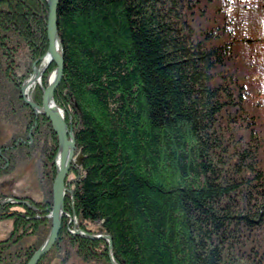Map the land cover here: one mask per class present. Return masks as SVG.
I'll use <instances>...</instances> for the list:
<instances>
[{
    "label": "trees",
    "instance_id": "trees-1",
    "mask_svg": "<svg viewBox=\"0 0 264 264\" xmlns=\"http://www.w3.org/2000/svg\"><path fill=\"white\" fill-rule=\"evenodd\" d=\"M47 13L0 0V202L34 208L0 205V264H26L51 228L58 139L20 92ZM57 25L54 103L83 160L38 264H110L72 229H101L116 264H264V0H59Z\"/></svg>",
    "mask_w": 264,
    "mask_h": 264
},
{
    "label": "water",
    "instance_id": "water-1",
    "mask_svg": "<svg viewBox=\"0 0 264 264\" xmlns=\"http://www.w3.org/2000/svg\"><path fill=\"white\" fill-rule=\"evenodd\" d=\"M44 1L48 9L46 28L48 47L45 54V57L48 58V64L46 67L38 71L36 64L40 60L33 63L32 75L29 79L23 82L20 92L24 104L33 111L36 117L42 116L50 121L52 129L58 139V149L54 161L56 176L52 185V209L50 216L47 217L51 220V229L44 243L38 248V250H36L27 264H38V262L54 247L61 230L64 215V199L67 192L64 184L67 174L70 171L71 166L80 167L83 160L81 152H78L76 155L74 154L76 147L73 134L69 131L65 123L63 111L54 103V92L61 83L64 67L62 45L57 33V7L59 0ZM51 64L55 65L53 80L45 89H42L41 106H37L32 99L27 97L26 89L33 82L35 83ZM2 204L29 207L26 202L14 199L3 200L0 202V205ZM70 234L89 241H107L109 262L110 264H116L112 256L111 239L108 236H93L77 229H73Z\"/></svg>",
    "mask_w": 264,
    "mask_h": 264
},
{
    "label": "rangeland",
    "instance_id": "rangeland-1",
    "mask_svg": "<svg viewBox=\"0 0 264 264\" xmlns=\"http://www.w3.org/2000/svg\"><path fill=\"white\" fill-rule=\"evenodd\" d=\"M46 26H47V23H46ZM46 35H47V31H46ZM45 55V54H44ZM43 55V56H44ZM43 56L40 58V59H42L43 58ZM38 61V60H37ZM33 65V64H32ZM32 65H31V69H32ZM37 65H38V63L36 64V68H37ZM43 65H44V63L41 61V63H40V66H41V68H43ZM52 65V64H51ZM50 65V66H51ZM49 66V67H50ZM49 67H48V69H49ZM40 68V69H41ZM38 69V68H37ZM40 69H38V70H40ZM47 69V70H48ZM47 70L45 71V73L47 72ZM55 70V69H54ZM53 70V71H54ZM53 71H51L50 73H49V75L53 72ZM44 73V74H45ZM32 75V74H31ZM49 75H48V77H49ZM44 76V75H43ZM48 79V78H47ZM43 80V79H42ZM46 83H47V81H46ZM41 84H42V81H41ZM39 86V85H38ZM34 89V88H33ZM31 94H32V92H29V96H30V98L32 99V97H31ZM68 127V126H67ZM69 129V128H68ZM56 154H57V152H56ZM55 164V163H54ZM16 175H20V172H18V174H16ZM55 176H56V171H55ZM68 176V175H67ZM16 179L18 180V188L17 189H15L16 190V192L18 191V190H22V185L21 184H19V178L18 177H16ZM7 200H9V199H7ZM15 200V199H14ZM22 202H24V201H22ZM29 206V205H28ZM31 209H34L33 207H31V206H29ZM51 209H52V207H51ZM51 209H50V211H49V213L47 214V216H46V219H48L47 217L48 216H50V212H51ZM74 218V217H73ZM75 219V218H74ZM48 220H50V219H48ZM62 225V224H61ZM10 229H11V224L9 223V222H7V223H5V222H0V240H2V239H4L8 234H9V232H10ZM51 229V228H50ZM73 231V229L70 231V233ZM85 233H89V232H85ZM95 233H97V232H95V231H93V234H91V233H89L90 235H93V236H96V235H94ZM48 236V235H47ZM47 236H46V238H47ZM45 238V239H46ZM45 241V240H44ZM44 243V242H43ZM42 243V244H43ZM36 252V251H35ZM34 252V253H35ZM33 256V255H32ZM31 259V258H30ZM28 263V262H27ZM26 263V264H27ZM71 263L72 264H88V263H82L80 260H77V259H73L72 261H71ZM90 264H92V263H90Z\"/></svg>",
    "mask_w": 264,
    "mask_h": 264
},
{
    "label": "bare ground",
    "instance_id": "bare-ground-1",
    "mask_svg": "<svg viewBox=\"0 0 264 264\" xmlns=\"http://www.w3.org/2000/svg\"><path fill=\"white\" fill-rule=\"evenodd\" d=\"M46 28H47V26H46ZM47 31V30H46ZM46 54V53H45ZM40 61L39 62H43L44 63V65H43V68L44 67H46L47 66V62H48V58L47 57H45V55L43 56V58L42 59H39ZM64 61V60H63ZM38 62V63H39ZM35 63V62H34ZM63 65H64V62H63ZM49 67V66H48ZM48 67H47V69H48ZM43 68H41V69H43ZM64 68V67H63ZM40 69V70H41ZM46 69V70H47ZM38 70V69H37ZM40 70H38V71H40ZM45 70V71H46ZM55 71V70H54ZM54 71L49 75V77H48V79H47V86H48V84L53 80V76H54ZM45 73V72H44ZM44 75V74H43ZM43 75H41L40 76V78L37 80V81H35V83L33 82L29 87H27V89H26V94H27V97H29L30 98V96H29V92H32L34 89V87L35 86H38L39 85V87L41 88V90L42 89H45V88H43V86H42V84H41V81H42V77H43ZM31 77V76H30ZM29 77V78H30ZM62 77H63V74H62ZM28 78V79H29ZM22 85H23V83H22ZM22 85H21V87H22ZM46 86V87H47ZM31 99V98H30ZM64 119H65V117H64ZM66 123V122H65ZM67 125V124H66ZM72 133V132H71ZM74 137V136H73ZM75 140V139H74ZM76 147V146H75ZM57 149H58V147H57ZM54 161H55V159H54ZM72 167V166H71ZM74 167V166H73ZM71 169V168H70ZM69 173V172H68ZM68 175V174H67ZM110 238V237H109ZM111 239V238H110ZM107 242V241H106ZM108 243V242H107ZM111 244H112V242H111Z\"/></svg>",
    "mask_w": 264,
    "mask_h": 264
},
{
    "label": "flooded vegetation",
    "instance_id": "flooded-vegetation-1",
    "mask_svg": "<svg viewBox=\"0 0 264 264\" xmlns=\"http://www.w3.org/2000/svg\"><path fill=\"white\" fill-rule=\"evenodd\" d=\"M90 231H91V232H93V231L97 232L96 234H94V235H96V236H103V235H102V232H101V231H102L101 229H97V230H95V229H93V230L90 229ZM91 234H93V233H91ZM99 241H100V240H99ZM101 241H104V240H101ZM69 264H72V263H69ZM92 264H94V263H92Z\"/></svg>",
    "mask_w": 264,
    "mask_h": 264
}]
</instances>
